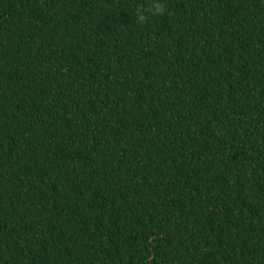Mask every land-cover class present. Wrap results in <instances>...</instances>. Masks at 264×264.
Masks as SVG:
<instances>
[{"label": "trees", "instance_id": "trees-1", "mask_svg": "<svg viewBox=\"0 0 264 264\" xmlns=\"http://www.w3.org/2000/svg\"><path fill=\"white\" fill-rule=\"evenodd\" d=\"M0 0V264H264V0Z\"/></svg>", "mask_w": 264, "mask_h": 264}, {"label": "clouds", "instance_id": "clouds-1", "mask_svg": "<svg viewBox=\"0 0 264 264\" xmlns=\"http://www.w3.org/2000/svg\"><path fill=\"white\" fill-rule=\"evenodd\" d=\"M131 7L133 8V19L137 25H144L151 18L167 13L163 0H137Z\"/></svg>", "mask_w": 264, "mask_h": 264}]
</instances>
